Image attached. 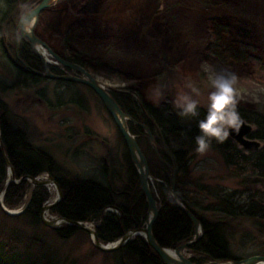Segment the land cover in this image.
<instances>
[{"label": "rangeland", "instance_id": "obj_1", "mask_svg": "<svg viewBox=\"0 0 264 264\" xmlns=\"http://www.w3.org/2000/svg\"><path fill=\"white\" fill-rule=\"evenodd\" d=\"M14 1V13L11 12L0 33L4 40L0 45L7 51L5 57L0 48V99L8 106L9 121L25 128L30 142L51 154L68 175L106 180L105 175L101 176L106 167L109 182L118 191L123 190L128 183L127 150L114 121L93 90L78 83L48 79L27 88L3 90L5 85L13 83L17 65L13 45L20 19L17 22L13 19L20 4L26 3L29 9L37 0ZM7 7L6 1L0 0V18ZM212 18L230 23L231 35L227 41H248L259 47L258 55L264 57V0H55L42 14L35 31L63 59L74 52L95 65L103 63L98 71L87 70L112 91L129 88L139 103L144 101L172 109H177L174 101L178 94H188L198 101V107L207 108L212 89L202 66L213 68L204 60L205 48L211 41L208 22ZM49 61L57 62L50 56ZM236 87L237 109L248 114H264L263 82L242 75ZM252 126L257 130L255 124ZM196 147L189 148L190 175L181 182L199 215L211 219L222 217L208 206L233 192H237L234 200L238 203L252 195L255 200L264 201V181L249 182L250 190L241 193L242 182L232 173L222 154L211 147L201 155L195 151ZM157 166H161L160 161ZM175 169L178 175V169L173 167L166 178L163 173L159 177L153 174L162 182L150 180L158 205L163 204L161 184L167 187L168 198H172L169 188ZM7 180L8 175L0 190V206L3 211H21L36 186L29 190V181L26 182L22 201L7 207L4 204L6 185L12 183ZM17 181L21 184L25 180ZM47 188L50 198L45 206L57 197L56 190ZM50 210L47 217L54 219L56 216ZM6 224L15 228L19 223L6 221L0 213V225ZM87 225L95 228L93 223ZM232 231L231 242L241 257L239 260L244 259L243 255H260L264 249V226L260 231L251 222L239 219ZM35 232L60 257L76 259L79 264H112V260H106L103 252L95 248L91 237L89 241L86 237L61 240L44 225ZM5 236L0 235V257L5 254ZM248 240L250 243L242 246ZM185 256L194 255L189 249Z\"/></svg>", "mask_w": 264, "mask_h": 264}, {"label": "trees", "instance_id": "obj_2", "mask_svg": "<svg viewBox=\"0 0 264 264\" xmlns=\"http://www.w3.org/2000/svg\"><path fill=\"white\" fill-rule=\"evenodd\" d=\"M5 1L8 7L1 13L0 33L9 15L14 13L12 12L15 8L13 3H16L14 0ZM39 1L37 0L35 4ZM18 9L17 15L14 14L13 22L19 19L20 8ZM208 31L211 41L205 48L204 60L213 66L214 70H229L228 72L235 73L237 77L244 75L246 78L258 79L264 83V57L258 55L259 47L248 41H227L231 35L230 23L222 18L210 19ZM0 41L4 42L1 34ZM16 46L15 40L13 45L17 62L15 79L11 85H5L3 90L27 88L45 79L39 75L40 72L44 73V68L30 44L20 38L19 57L16 56ZM0 48L3 55L7 57L5 46L1 44ZM69 54L68 60L81 66L94 71L103 68V63L96 61L95 65L93 61L80 53L70 52ZM49 69L55 74H64V70L55 65H49ZM128 90L129 88L121 91L111 90V93L122 110L137 122H129V126L132 133L137 135V141L148 159L150 169H157L151 173L158 177L163 173L166 178L173 167L177 168L176 196L201 223L202 235L189 248L194 255L191 260L196 264H207L211 261L226 262L241 259L234 251L231 242L234 222L239 219L249 221L261 231V227L264 226V201H257L252 195L247 201L238 203L234 200L237 192H233L227 198L208 206L212 212L222 216L211 219L199 215L187 198L181 182L190 175L189 148L197 146L195 138L201 134L198 123L206 116L207 108L198 107L197 117H181L178 115L179 110L172 109L170 106L157 107L144 101L139 103ZM7 110V104L0 99L1 143L14 175L16 179L36 178L44 173L53 176L63 193L62 200L50 210L53 215L71 222L93 223L97 237L103 244L115 242L126 232L145 225L148 203L141 188L137 170L127 151L128 183L121 191L109 182L106 167H103L101 171V176L105 175L106 180L68 175L51 154L30 142L25 128L14 126L9 121ZM237 110L243 119L257 126V130L251 136L263 143L262 148L255 152L247 151L230 137L223 143L213 140L211 147L222 154L232 173L242 182L244 191L241 193H245L250 190L249 182L255 184L264 181V114L260 112L248 114L239 108ZM140 124L146 125L155 136V145L166 164L161 163L146 130ZM159 161L161 166H157ZM8 169L0 156V190L6 182ZM26 182L28 181L25 180L21 184L12 182L8 186L4 196V204L7 207L15 206L22 201L27 189ZM160 188L163 204L153 225V235L163 248L176 249L183 243L193 241L196 229L193 221L174 204L172 198H168L167 187L161 184ZM49 198L48 188L39 185L34 188L24 213L12 216L5 213L0 206V213L6 221L19 223L15 228L8 227V223L6 226L0 225V235H6V243L3 244L5 254L0 257V264H79L76 259L70 260L68 257L57 255L35 232L43 225L40 217ZM51 230L55 237L61 240H77L83 237H86L88 241L90 239L86 231L69 224L60 228H51ZM250 241L241 244L248 245ZM260 255H264V249ZM103 256L106 260H112V264H163L143 237H136L120 250L103 253ZM249 256L251 255H243L242 258Z\"/></svg>", "mask_w": 264, "mask_h": 264}, {"label": "water", "instance_id": "obj_3", "mask_svg": "<svg viewBox=\"0 0 264 264\" xmlns=\"http://www.w3.org/2000/svg\"><path fill=\"white\" fill-rule=\"evenodd\" d=\"M55 0H42L39 2V4L30 9L32 13L34 14V19L31 23H29L27 20L19 21V24L17 25V48H16V54L17 57H19V47H20V39L19 36L22 37L23 40H26L30 46L33 48L37 56L40 58L44 73H39L40 76H43L47 79L52 80H59V81H69V82H75L80 83L83 85H86L90 89H92L100 98L103 105L111 115L118 131L120 132L125 146L128 150L130 160L132 161L133 166L137 170L139 181L141 184V188L144 192V195L146 197L147 203H148V217L146 220V223L144 226L139 227L137 229L131 230L126 232L123 237H121L119 240H117L114 243L110 244H103L97 237L96 231L89 227L87 224H82L81 222H71L67 221L66 219L62 218H54V219H48L46 214L48 211L55 206L58 202H60V199L63 198L62 190L60 189L59 185L55 181V179L49 175H46L45 179H40L42 176L38 178H31L30 179V186H37V185H49V183H54L56 186L57 192H58V198L56 201H54L50 205H46L42 209L41 213V222L50 228H58L62 226L63 224H70L78 229L84 230L87 233H89L92 236V240L94 243V246L101 252L104 253H112L120 250L122 247H124L126 244H128L131 240H133L135 237H144L148 243V245L154 250V252L158 255L159 259L162 261L163 264H196L194 263L190 258L185 256V252L189 249V247L199 238L201 237V225L199 220L195 217V215L189 211L177 198L176 192H175V173L176 170H174V175L172 179V185L170 187V192L173 196V202L174 204L179 207L183 212L193 221L195 229H196V236L195 239L191 242L183 243L179 247H177L175 250L163 248L159 243L156 241L154 235H153V225L155 224L159 212H160V206L157 203V200L153 194V191L150 187V180H157L150 172L149 164L147 161V158L145 154L143 153L140 145L138 144V141L136 137L132 134L128 121H132L134 123H137L129 114L124 112L120 105L117 103L114 96L84 67L66 61L63 58H61L58 54H56L49 46L48 44L43 41L41 38H39L35 32V26L38 22V19L41 15V13L53 6ZM26 26V27H25ZM38 47L44 48L50 56H52L59 65H61L64 68L70 69L72 71V74H65V75H59L51 72L49 69V65L52 63L50 61H47L46 58L41 55V53L38 50ZM56 64V65H58ZM24 66L27 67V65L24 63ZM243 125L240 127L239 131H230L229 137H231L234 141H236L242 148H244L247 151L255 152L260 150L261 148V142L257 139L251 138V134L254 132L253 126L249 123H247L243 118ZM141 125V124H140ZM148 133L150 142L154 143V137L149 130V128L145 125H141ZM1 127V122H0ZM172 155V154H171ZM0 156L5 162V164L9 168V181H13L18 183V181L15 179L14 171L11 167L10 161L7 157L6 151L0 141ZM162 163H165L164 160H162ZM28 179V178H25ZM24 180V179H23ZM159 181V180H157ZM160 182V181H159ZM8 186V185H6ZM28 205V204H27ZM27 205L18 213H11L9 211H6L7 213L11 215H18L23 213L26 210ZM168 251H174L175 256H172L168 253ZM215 264H264V256L263 255H253L248 258L242 259V260H232L227 262H221V261H214Z\"/></svg>", "mask_w": 264, "mask_h": 264}, {"label": "clouds", "instance_id": "obj_4", "mask_svg": "<svg viewBox=\"0 0 264 264\" xmlns=\"http://www.w3.org/2000/svg\"><path fill=\"white\" fill-rule=\"evenodd\" d=\"M20 21L27 20L29 23L34 19V14L26 3L19 5ZM26 27V26H25ZM207 79L211 86V91L208 95L207 114L199 120L198 127L200 135L195 138L196 149L198 154L207 153L212 141L223 143L230 135V131H239L243 125V120L237 110L238 92L237 82L238 77L235 73L225 71H216L210 66H202ZM197 92V89H193ZM175 107L179 110L178 115L181 117H197L198 101L193 99L188 94H178L175 101Z\"/></svg>", "mask_w": 264, "mask_h": 264}, {"label": "bare ground", "instance_id": "obj_5", "mask_svg": "<svg viewBox=\"0 0 264 264\" xmlns=\"http://www.w3.org/2000/svg\"><path fill=\"white\" fill-rule=\"evenodd\" d=\"M38 50H39V52L41 53V55H43L45 58H46V60L47 61H49V56L47 55V51L44 49V48H41V47H38ZM66 59H67V61H69L68 60V57H66ZM69 62H72V61H69ZM72 63H74V62H72ZM75 64H77V63H75ZM79 65V64H78ZM81 66V65H80ZM82 67H84V66H82ZM86 70L88 69L87 67H84ZM88 71V70H87ZM64 75V74H63ZM66 82H69V81H66ZM129 93L132 95V92L131 91H129ZM45 177H46V175H43L42 176V178H40V179H45ZM49 188L53 191V190H56L57 191V189H56V186L54 185V183H49ZM62 199H60V201H61ZM7 211H9V210H7ZM183 211V210H182ZM9 212H11V213H18V212H20V211H17V210H13V211H9ZM63 219V218H62ZM76 222H80V221H76ZM82 224H87L88 222H81ZM70 225V224H69ZM73 226V225H72ZM168 253L170 254V255H172V256H175V252L174 251H168ZM214 261H211V262H209L208 264H215V263H213Z\"/></svg>", "mask_w": 264, "mask_h": 264}, {"label": "flooded vegetation", "instance_id": "obj_6", "mask_svg": "<svg viewBox=\"0 0 264 264\" xmlns=\"http://www.w3.org/2000/svg\"><path fill=\"white\" fill-rule=\"evenodd\" d=\"M49 9H50V8H49ZM49 9H47V10H45V11H48ZM45 11H44V12H45ZM44 12H43V13H44ZM41 15H42V14H41ZM41 15H40V18H41Z\"/></svg>", "mask_w": 264, "mask_h": 264}]
</instances>
